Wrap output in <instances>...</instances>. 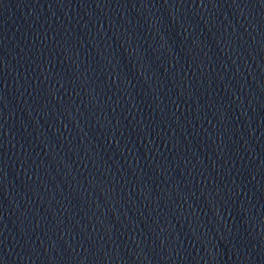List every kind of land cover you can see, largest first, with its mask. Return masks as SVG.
I'll return each instance as SVG.
<instances>
[{"label":"water","instance_id":"water-1","mask_svg":"<svg viewBox=\"0 0 264 264\" xmlns=\"http://www.w3.org/2000/svg\"><path fill=\"white\" fill-rule=\"evenodd\" d=\"M0 264H264V0H0Z\"/></svg>","mask_w":264,"mask_h":264}]
</instances>
